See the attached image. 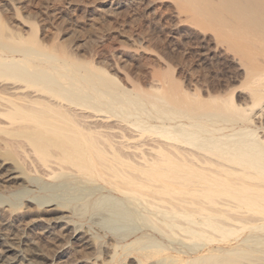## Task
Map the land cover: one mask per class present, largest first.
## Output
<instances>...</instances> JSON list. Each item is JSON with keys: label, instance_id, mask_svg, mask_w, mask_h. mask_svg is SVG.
I'll return each instance as SVG.
<instances>
[{"label": "bare ground", "instance_id": "obj_1", "mask_svg": "<svg viewBox=\"0 0 264 264\" xmlns=\"http://www.w3.org/2000/svg\"><path fill=\"white\" fill-rule=\"evenodd\" d=\"M174 1L184 21L237 56L238 86L196 70L193 51L169 50L160 68L121 78L34 28L5 30L0 14V132L66 167L45 171L59 182L34 178L47 191L34 197L58 200L45 211L52 229H67L64 206L100 215L115 262L264 264V0ZM2 231L0 264H36L27 256L41 252ZM57 232L49 238L66 234Z\"/></svg>", "mask_w": 264, "mask_h": 264}, {"label": "rangeland", "instance_id": "obj_2", "mask_svg": "<svg viewBox=\"0 0 264 264\" xmlns=\"http://www.w3.org/2000/svg\"><path fill=\"white\" fill-rule=\"evenodd\" d=\"M0 14L5 30L9 27L25 34L34 28L49 46L56 42L64 43L82 56L91 54L92 58L110 64L121 78L160 68L156 62L165 63L162 54L169 50L188 55L193 51L197 52L194 58L196 70H204L218 81L231 77L234 86L239 84V77H233V73L242 72L243 68L237 56L226 50L225 45L216 44L212 34L206 35L200 32L201 29L192 27L189 21H184L187 14L179 12L174 0H0ZM194 30H199V34L196 35ZM0 136V231L3 229L1 233L8 237V242L16 243L20 249L27 248L21 244L27 240L29 247L41 252L37 255L33 251L27 256L36 264H143L135 255L115 262L112 259L115 236L104 230L100 215H80L78 206L61 208L64 210L63 219L70 222L67 229H61L64 224L58 223L52 229L51 218L55 215H48L45 211L55 207L58 200L39 204L34 196L47 193L38 189L44 181L62 180L48 176L53 167L63 170L66 167L52 160L43 161L25 144L18 146L14 141L10 144L11 141L5 140L8 136L2 132ZM10 172L16 177L7 179ZM34 178H42L40 184ZM17 190H29L30 194L13 204L11 193ZM59 200L67 202L64 197ZM81 202L79 200L77 205ZM58 230L59 234L67 231L65 235L51 238V234L49 238L51 232ZM75 235L83 239L76 240ZM4 244L0 245L1 252ZM12 252L7 256L15 258ZM23 261L12 264L29 263L25 259Z\"/></svg>", "mask_w": 264, "mask_h": 264}]
</instances>
